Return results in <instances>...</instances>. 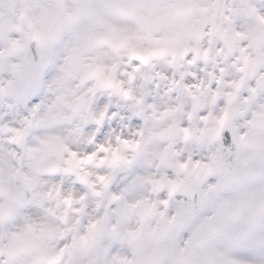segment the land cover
<instances>
[{
    "label": "clouds",
    "instance_id": "clouds-1",
    "mask_svg": "<svg viewBox=\"0 0 264 264\" xmlns=\"http://www.w3.org/2000/svg\"><path fill=\"white\" fill-rule=\"evenodd\" d=\"M0 264H264V0H0Z\"/></svg>",
    "mask_w": 264,
    "mask_h": 264
}]
</instances>
